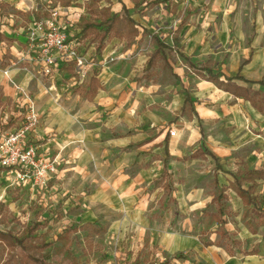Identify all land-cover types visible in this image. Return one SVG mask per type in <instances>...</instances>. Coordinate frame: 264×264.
Listing matches in <instances>:
<instances>
[{
	"label": "rangeland",
	"instance_id": "374dc122",
	"mask_svg": "<svg viewBox=\"0 0 264 264\" xmlns=\"http://www.w3.org/2000/svg\"><path fill=\"white\" fill-rule=\"evenodd\" d=\"M2 2L0 82L22 84L24 95L16 104L0 86V158L6 149L32 148L34 165L0 163V264H264V179L253 182L246 205L234 189L237 181L247 189L242 176L254 163L228 158L216 169L210 157L192 159L202 146H213L217 128L206 125L200 141L196 121L179 115L178 103L180 76L191 93L199 64L233 76L255 57L241 74L262 79L264 0H121L137 33L107 37L101 56L95 53L100 22L124 17L118 0ZM50 22L66 35L68 49L50 52L54 64L46 74L40 43ZM155 38L170 48L161 49L146 73ZM69 51L82 65L66 59ZM17 68L30 73L10 77ZM54 76L61 106L40 112L36 79L47 83ZM94 76L95 98L88 92ZM245 86L264 96V86ZM70 118V128L59 127ZM128 137L155 142L125 152ZM164 141L171 196L159 179ZM218 195L228 213L224 227L212 201Z\"/></svg>",
	"mask_w": 264,
	"mask_h": 264
},
{
	"label": "crops",
	"instance_id": "0c3cea01",
	"mask_svg": "<svg viewBox=\"0 0 264 264\" xmlns=\"http://www.w3.org/2000/svg\"><path fill=\"white\" fill-rule=\"evenodd\" d=\"M136 27L137 26L135 25L134 29H136ZM116 39H119V38H116ZM104 48H105V45H104ZM11 49H14V48L12 47ZM186 56L190 57V54H186ZM248 58H250L249 63L243 66L240 72H239L240 66L237 69L238 70L237 73H239L241 76H243L241 72L243 73L245 71V69L243 68H246V69L250 68L255 63V57L252 58L249 56L245 60H247ZM14 71L15 72L26 71L28 74L30 73L27 71V69L17 68L16 70L12 69L10 71L9 73L10 77H12L15 74ZM222 73L225 74L224 72ZM225 75L230 76L228 74H225ZM20 76H22V74ZM94 77L97 80L99 79L98 76H94ZM243 77L246 78L245 76ZM53 79L54 81H48L47 83H43V82L39 83L38 79H36L37 86H36V91L34 93L33 100H34V104H36L37 106L38 111L40 112L50 111V114L52 112L56 113L58 112L57 108L61 106L59 103L55 102V95H57L58 93L57 90H60V87H59L60 82L56 78V76H54ZM192 82H193L194 89L191 93H189V95L191 96L193 100L197 101L194 104V109L202 121L204 134H205L204 127L208 125L209 123H214L215 127L217 128L216 132L213 133V139H212L213 146L210 147L211 149L207 148L206 146L204 147L210 150L218 158L220 165L224 162V160L228 158L234 160V159H237L238 157H242L244 159V162L247 163L248 161L249 164L251 162L254 163L255 167L253 170L261 169V164L264 162V156H263L264 155V136H263L264 134V115L256 111L248 102L243 101L241 99L234 98L231 94L218 89L215 84L209 81L203 80L201 77L200 79L197 78L196 80H193ZM188 84L189 82H186L185 78L180 76V85L183 90H187ZM0 86L3 87V89H1L2 93H4V95L8 97L9 100L14 101L16 104H20L22 102L21 95H24V88L22 84L19 85L15 83L14 87H12L7 82L6 83L0 82ZM99 90L100 88L97 89L96 94L93 96L94 98L100 95L98 94ZM179 96L182 97L180 99L178 98V103L182 101V104L179 109L180 111L179 115H180L181 107L183 105V100H184V91H183V95L181 94ZM67 121L68 122H66L65 120L63 122V126H59V127H62V129H64V127L70 128L71 118L70 120H67ZM194 121L196 120L194 119ZM196 126L198 129V123ZM55 127L56 126H53L51 124L50 129H54ZM224 129H228L227 135L223 133ZM255 131H257L258 133H261V132L262 133L254 134ZM197 132L199 133V136H200L199 140L201 141V139H204V136L203 138L201 137L199 130ZM176 135L177 133L175 132V136ZM154 142H155V139L153 140L148 139V140L140 141L138 144H136V142H134L133 140H130L129 137L123 138L124 147L122 148V150L125 152H129L133 148L140 149L141 147H144V146H151ZM166 143L168 146L169 157H170L171 154H170V146L168 144V141H164L161 148L164 153V146ZM209 143L210 142H206L205 144L207 145ZM129 145H132L133 147L128 150H124V148ZM167 166L169 168V162ZM162 171H163V161H162ZM145 190L146 189L144 188V192Z\"/></svg>",
	"mask_w": 264,
	"mask_h": 264
},
{
	"label": "trees",
	"instance_id": "16d2710c",
	"mask_svg": "<svg viewBox=\"0 0 264 264\" xmlns=\"http://www.w3.org/2000/svg\"><path fill=\"white\" fill-rule=\"evenodd\" d=\"M118 2L121 5L122 10L124 11V17H120L118 14H112L110 17L104 18L101 22L100 25L102 26V34L98 38V44L95 49L96 55L100 56L103 49H104V42L107 37H116V38H121L126 35H130L132 32L137 33L136 30H134V21L130 18L128 15V9L126 6L121 2V0H118ZM3 2L0 0V10L1 7H3ZM2 14L0 12V21L2 19ZM133 25V26H132ZM91 28L90 25L84 26L80 34L83 36L86 33V29ZM0 31H1V25H0ZM4 40V36L0 33V42ZM155 41L157 43V50L155 53L148 59L146 68L144 69V72H148L153 65L155 64V58L157 55L161 52L162 48H170V46L161 43L159 40L155 38ZM250 61V58L247 60H244L240 67H239V72L241 71L242 67L247 65ZM198 68H200V77L203 80L209 81L213 84L216 85V87L226 93L231 94L234 98L236 99H241L243 101L248 102L256 111L264 115V96L260 94V92L251 90L247 88L245 85L248 84H259L264 86V76L262 77L261 80L259 81H250L243 76H241L239 73H237L235 76H227L223 74L222 72H213L212 69L199 64L197 65ZM97 84H99V81L95 78L92 77L90 79V84L88 88V92L94 96L97 92ZM196 100H193L187 90H184V100H183V105L181 107V114L189 113V115L195 119L198 123V130L200 132L201 137L203 138L204 136V130L202 126V121L199 118L198 114L196 113L194 109V104L196 103ZM10 120H13V118H10ZM27 123V122H26ZM167 138H165L166 140ZM132 145H129L124 148V150H128L132 148ZM164 154H165V159L163 160V171L159 177L160 180H163V188L166 192V194L170 195L173 193V185L171 182V176H170V171L168 168V158H169V151H168V146L167 143L164 146ZM200 156L204 157H210L215 164L216 169H220V164L218 158L207 148L202 146L198 150H196L190 157L192 159L198 158ZM243 181H247L249 183V186L247 189H244L241 182H236L235 184V192L237 196L244 202L246 205L252 204L253 199L252 194L254 190V184L253 182L256 180H263L264 179V170L258 169V170H249L245 172V174L242 176ZM224 197L222 195H218L215 197H212V201L218 203V213L219 216L217 218V223L220 227H224L226 225V219L224 217L228 216V213L225 209V207L222 204V200ZM173 202L175 200L173 199ZM223 237L226 236V233L223 232L221 233ZM166 264V263H163Z\"/></svg>",
	"mask_w": 264,
	"mask_h": 264
},
{
	"label": "built area",
	"instance_id": "2783aa9c",
	"mask_svg": "<svg viewBox=\"0 0 264 264\" xmlns=\"http://www.w3.org/2000/svg\"><path fill=\"white\" fill-rule=\"evenodd\" d=\"M56 15L57 13L53 14V16ZM66 42H67L66 35L62 31H60L58 26H55L53 22H50L49 26L47 27V31L44 32L41 36V43H40L41 54L44 59L43 62H44L46 74L51 73L49 68L54 64V60L50 55V52L54 50L60 52L67 51L68 48ZM66 59L75 61L77 66L82 65V60L77 58L75 56V52L73 51L68 52V54L66 55ZM26 118L30 119V116H27ZM170 133L172 136L175 135L174 132H170ZM16 137L17 135L10 138V140L14 142L16 140ZM4 153L5 155L0 158V163L5 167H12L13 165H21V166H25L28 164L34 165V163L32 162V159L34 157V151L32 148L18 152H13L10 149H6ZM37 176L42 177V173L38 172Z\"/></svg>",
	"mask_w": 264,
	"mask_h": 264
}]
</instances>
